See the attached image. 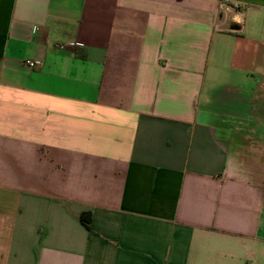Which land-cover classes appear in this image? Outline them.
I'll list each match as a JSON object with an SVG mask.
<instances>
[{"label":"crops","instance_id":"obj_1","mask_svg":"<svg viewBox=\"0 0 264 264\" xmlns=\"http://www.w3.org/2000/svg\"><path fill=\"white\" fill-rule=\"evenodd\" d=\"M255 150L264 0H0V264L253 261Z\"/></svg>","mask_w":264,"mask_h":264},{"label":"rangeland","instance_id":"obj_2","mask_svg":"<svg viewBox=\"0 0 264 264\" xmlns=\"http://www.w3.org/2000/svg\"><path fill=\"white\" fill-rule=\"evenodd\" d=\"M252 153H254L253 156H252V159H251V162H253V165L250 166L249 169H250L251 173H254L256 175V178L259 181H262V180L264 181V159L262 158L260 160V165H257L254 160H257L256 158H258L260 156L257 155V151L256 150L253 151ZM261 247H262V245L259 246L258 250L255 251L257 253V254L255 253V254L258 257H256L255 260L250 261V262L247 261L248 260L246 258L248 256L247 253L242 254V251L239 248H236L235 255L243 258L245 264H264V255L261 256V250H260Z\"/></svg>","mask_w":264,"mask_h":264},{"label":"built area","instance_id":"obj_3","mask_svg":"<svg viewBox=\"0 0 264 264\" xmlns=\"http://www.w3.org/2000/svg\"><path fill=\"white\" fill-rule=\"evenodd\" d=\"M223 8L226 9V8H228V7H226V5H223ZM236 9H237V8H236ZM25 64H26L29 68H31V69H35V68H37V66L39 65V63L36 62V61H26Z\"/></svg>","mask_w":264,"mask_h":264},{"label":"trees","instance_id":"obj_4","mask_svg":"<svg viewBox=\"0 0 264 264\" xmlns=\"http://www.w3.org/2000/svg\"><path fill=\"white\" fill-rule=\"evenodd\" d=\"M90 225H91V222L90 221H85V226L88 230H90Z\"/></svg>","mask_w":264,"mask_h":264}]
</instances>
